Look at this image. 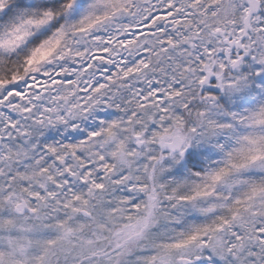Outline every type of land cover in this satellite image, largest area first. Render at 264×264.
<instances>
[{"label":"snow or ice","instance_id":"obj_1","mask_svg":"<svg viewBox=\"0 0 264 264\" xmlns=\"http://www.w3.org/2000/svg\"><path fill=\"white\" fill-rule=\"evenodd\" d=\"M0 264H264V0H0Z\"/></svg>","mask_w":264,"mask_h":264}]
</instances>
